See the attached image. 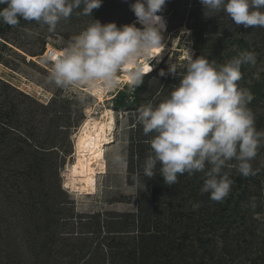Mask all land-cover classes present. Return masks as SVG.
Returning a JSON list of instances; mask_svg holds the SVG:
<instances>
[{
	"label": "rangeland",
	"instance_id": "obj_1",
	"mask_svg": "<svg viewBox=\"0 0 264 264\" xmlns=\"http://www.w3.org/2000/svg\"><path fill=\"white\" fill-rule=\"evenodd\" d=\"M131 2L103 0L101 7L93 10V16L77 14L82 13L81 5L54 32L36 21L15 27L0 22V264H103L99 244L115 246L121 241L106 240L105 232L133 229L132 219L124 214L138 210L137 186L134 176L129 175L132 153L139 150L138 139L153 135L143 134L136 119L138 109L157 104L178 83L171 75L159 76L161 69H167L170 58L183 64L185 50L192 49L195 58L199 47L216 46L217 40L209 39L205 33L233 32L229 24H217L223 11L208 12L206 16L200 0H168L163 12L168 21L166 56L134 91L129 85H116L109 92L112 98L97 104L87 90L80 88L65 94L48 82L50 64L40 57L48 42L63 45L94 19L118 25L131 23L136 18L129 7ZM236 49L233 46L221 52L225 62L235 56ZM221 54L202 55L219 64ZM255 63L249 84L261 80L264 71V62ZM14 74L43 90L23 87ZM119 91L125 92L126 99H118ZM89 105L94 106L96 116L108 107L113 117V139L105 148L107 172L98 175L95 195L63 186L66 165L73 159V135ZM1 122L8 123V127L4 129ZM251 163L262 167L263 155Z\"/></svg>",
	"mask_w": 264,
	"mask_h": 264
},
{
	"label": "clouds",
	"instance_id": "obj_2",
	"mask_svg": "<svg viewBox=\"0 0 264 264\" xmlns=\"http://www.w3.org/2000/svg\"><path fill=\"white\" fill-rule=\"evenodd\" d=\"M103 0H0V22L18 26L20 20L36 21L54 32L74 9L93 16ZM168 0H132L129 7L136 19L118 25L94 19L79 34L71 36L58 53L45 58L50 64L48 82L71 94L80 88L119 84L118 75L126 71L129 89L134 91L153 71L166 48L167 20L163 15ZM208 12H225L237 26L264 28V0H200ZM139 25V26H138ZM31 34V33H29ZM256 55L240 52L224 63L190 52L186 62L169 59L160 77L177 78L171 92L157 104L138 109L137 123L143 134H153L148 141L150 153L143 163L147 180L157 174L171 187L178 177L202 173L201 193L222 202L230 193L233 181L225 168L235 161L245 177L255 176L252 161L264 143V131L257 130L248 104L252 93L241 88V67L255 64ZM255 207L253 201L252 204ZM198 208L199 205H193Z\"/></svg>",
	"mask_w": 264,
	"mask_h": 264
},
{
	"label": "trees",
	"instance_id": "obj_3",
	"mask_svg": "<svg viewBox=\"0 0 264 264\" xmlns=\"http://www.w3.org/2000/svg\"><path fill=\"white\" fill-rule=\"evenodd\" d=\"M220 15L217 24L223 27L229 24L233 32L205 33L209 39L217 40L216 46L199 47L197 56L221 54L228 47L236 46L235 56L248 51L256 55V62H264V28L245 29L235 25L224 12ZM22 22L26 20L21 19ZM221 55L224 63V54ZM252 65L256 63L242 65L239 86L252 93L248 107L254 114L257 130L264 131V71L261 80L249 84ZM117 97L124 100L126 94L119 91ZM1 124L4 129L8 127V123ZM150 139H138L139 150L132 151L129 175L134 176L137 186L138 210L124 215L132 219L133 229L105 232L106 240L120 238L121 241L115 246L99 244L103 264H264V165L253 166L258 169L257 174L245 177L230 162L224 171L233 181L231 191L222 202H216L210 199L209 193L200 191L204 182L202 173L192 176L185 173L169 187L159 175L157 165L156 176L147 180L143 163L150 153ZM262 155L264 159V143L255 159ZM196 204L198 208L193 207Z\"/></svg>",
	"mask_w": 264,
	"mask_h": 264
},
{
	"label": "bare ground",
	"instance_id": "obj_4",
	"mask_svg": "<svg viewBox=\"0 0 264 264\" xmlns=\"http://www.w3.org/2000/svg\"><path fill=\"white\" fill-rule=\"evenodd\" d=\"M166 18V16H164ZM133 19L131 23L135 21ZM167 20V18H166ZM139 26V25H138ZM168 30V21L167 29ZM167 46L161 56L164 60L166 56ZM193 54L192 49L185 50V58L189 53ZM159 63V64H160ZM155 67V60L153 61ZM154 67V68H155ZM153 68V70H154ZM15 80L22 83L30 90L36 89L41 92L43 89L34 82L28 80L25 77L15 75ZM119 84L129 85V76L126 71H122L118 75ZM118 84V85H119ZM116 85L110 88L104 87L103 85L95 88H84L91 92L92 96L96 98L97 104L104 102L107 99L112 98L109 92H111ZM95 108L93 105L87 106L85 110V118L79 128L73 135L74 139V151L73 159L66 165L64 171V185L66 189H70L80 194L95 195L98 188V175H103L107 172V159L105 148L112 141V111L106 107L101 112L100 116H96Z\"/></svg>",
	"mask_w": 264,
	"mask_h": 264
},
{
	"label": "built area",
	"instance_id": "obj_5",
	"mask_svg": "<svg viewBox=\"0 0 264 264\" xmlns=\"http://www.w3.org/2000/svg\"><path fill=\"white\" fill-rule=\"evenodd\" d=\"M61 50H62V45L48 42L45 45L43 52L40 55V57L42 59L46 60L45 58L48 56L49 53H58ZM82 89H84V88H82Z\"/></svg>",
	"mask_w": 264,
	"mask_h": 264
}]
</instances>
